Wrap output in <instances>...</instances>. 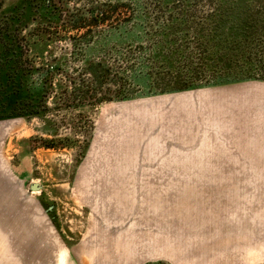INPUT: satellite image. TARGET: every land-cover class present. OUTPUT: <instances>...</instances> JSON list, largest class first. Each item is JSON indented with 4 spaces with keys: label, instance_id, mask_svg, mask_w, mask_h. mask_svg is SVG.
Here are the masks:
<instances>
[{
    "label": "rangeland",
    "instance_id": "1",
    "mask_svg": "<svg viewBox=\"0 0 264 264\" xmlns=\"http://www.w3.org/2000/svg\"><path fill=\"white\" fill-rule=\"evenodd\" d=\"M211 1L196 2L193 28L152 36L150 0L60 1L114 9L78 40L124 82L95 104L56 107L54 148L43 119L11 101L0 120V264H264V173L231 172L264 153V80L211 85L235 79L222 61L264 39V0ZM48 4L0 0V73L38 81ZM51 48L73 57L68 40ZM158 70L201 87L159 93Z\"/></svg>",
    "mask_w": 264,
    "mask_h": 264
},
{
    "label": "trees",
    "instance_id": "2",
    "mask_svg": "<svg viewBox=\"0 0 264 264\" xmlns=\"http://www.w3.org/2000/svg\"><path fill=\"white\" fill-rule=\"evenodd\" d=\"M45 1L49 4L46 8L43 7V53L47 52L50 56L43 58V71L38 81L32 80V74L29 76L27 73H0V120L12 117L11 115H6L5 110H7L11 101L16 98L23 102V107L29 104L27 106L29 109L28 111L25 109L23 116L43 119L45 127L42 131L48 136L45 138V146L54 148L55 145L49 136L54 137L57 131L53 127L54 122L51 117L56 107L67 103L69 107L80 109L86 102H94L93 104H95L100 101L101 97H98V95L106 87L119 86L124 81L118 82L119 76L123 73H121V69L118 68L114 61H109L102 57L92 58L85 56L88 45L82 44L78 40L80 37H86L92 31L90 26L97 25L100 20L113 19L114 9H111L108 13L99 10L97 7L87 11L70 12L59 4L61 0ZM150 1L152 9L146 12L145 19L151 22L147 25L151 36L154 34L166 35V33H172L181 24L189 25L191 28L194 27L195 16L193 8L198 0ZM206 1L208 2L209 0ZM128 12L126 18L131 20L133 15L128 14ZM260 16L264 18V12ZM163 17H165V21L160 24L159 21ZM210 20L212 18H205V24ZM156 22L158 25L155 24ZM62 40H68L69 45L74 47V50L70 51L73 57H67L65 55L66 51L62 53L63 55H52L54 52V49L51 48L52 44L54 45ZM178 50H181V48ZM176 52L178 51L176 50ZM236 56V59L235 57H227L222 61L223 65L220 66L221 69H231L232 73L238 74L235 75V79L211 85L245 80H264V76L258 75L259 73H264V39H259L251 47L249 45L247 50H243ZM153 59L155 62H159L157 57L154 56ZM171 59L172 56L170 54L164 57V62L169 63ZM16 63L18 68L27 70L25 63L21 62V60H17ZM125 64L126 67H132L130 61H126ZM1 66L2 69L10 67V65L3 63ZM29 66H31L30 68L28 67L30 71L35 68L34 65ZM157 80L159 81L157 83L163 86L161 87L162 92L159 93L201 87L193 83V77L165 74L159 70L157 71ZM171 83L174 84L173 87H166ZM126 99H130V97L118 98V100ZM41 103H43V108L40 107Z\"/></svg>",
    "mask_w": 264,
    "mask_h": 264
},
{
    "label": "crops",
    "instance_id": "3",
    "mask_svg": "<svg viewBox=\"0 0 264 264\" xmlns=\"http://www.w3.org/2000/svg\"><path fill=\"white\" fill-rule=\"evenodd\" d=\"M246 158L248 159L246 169H238L237 165H233L236 169L231 172L264 173V153L248 155Z\"/></svg>",
    "mask_w": 264,
    "mask_h": 264
},
{
    "label": "water",
    "instance_id": "4",
    "mask_svg": "<svg viewBox=\"0 0 264 264\" xmlns=\"http://www.w3.org/2000/svg\"><path fill=\"white\" fill-rule=\"evenodd\" d=\"M31 189L32 190H39L40 189V186L37 183H32L31 184Z\"/></svg>",
    "mask_w": 264,
    "mask_h": 264
}]
</instances>
